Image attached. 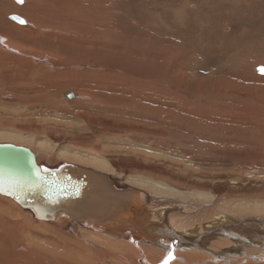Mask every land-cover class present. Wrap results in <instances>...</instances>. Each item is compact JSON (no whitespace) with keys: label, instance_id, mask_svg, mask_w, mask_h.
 Wrapping results in <instances>:
<instances>
[{"label":"rangeland","instance_id":"374dc122","mask_svg":"<svg viewBox=\"0 0 264 264\" xmlns=\"http://www.w3.org/2000/svg\"><path fill=\"white\" fill-rule=\"evenodd\" d=\"M181 1L170 8L169 0H112L117 14L110 33L83 30L89 35L79 37L77 49H67V53L78 51L75 56L85 63L121 68L112 74L86 65L93 67L90 75L72 73L59 82L60 72L55 73L59 68L43 74L40 62L33 61L35 55L22 53L16 59L18 52L5 50L7 56L0 54V79L12 80L7 84L0 80V143L29 147L50 167L71 160L94 168L105 166L116 177L125 176L155 191L161 180H167L196 202L201 196L195 191L207 193L203 199L218 193L213 211L234 214L244 206H257L260 212L238 216L264 218V74L255 69L263 64L254 66L264 61V0H198L209 2V11H199L193 0L183 7ZM72 2L57 3L70 11ZM37 3L36 17L52 21L65 17L56 2ZM177 5L184 9L179 15L173 10ZM9 6L10 0H0V32L17 37L8 30L13 23L7 18L13 12ZM30 12L34 13L24 11ZM226 24L234 33L225 34ZM62 34L57 30L48 41L72 47L75 42L61 38ZM88 87L97 95L78 93L81 89L89 93ZM69 91L76 94L73 100L64 97ZM191 100L199 107H188ZM156 192L160 203L167 193ZM1 197L0 264H46L61 251L79 259L78 246L65 237L52 239L18 203ZM251 240L229 256L232 262L264 264V236L255 233Z\"/></svg>","mask_w":264,"mask_h":264},{"label":"bare ground","instance_id":"6f19581e","mask_svg":"<svg viewBox=\"0 0 264 264\" xmlns=\"http://www.w3.org/2000/svg\"><path fill=\"white\" fill-rule=\"evenodd\" d=\"M74 1L75 2L71 3L70 6L71 8L69 11L67 9L68 7L66 8L64 4L60 3L58 5L57 2H60V0H49V2H56L57 3L56 5H58V8L56 9H59L60 12L65 15V17L60 16L62 17V19L60 20L59 17L57 18L56 16L57 20L54 19L52 21V19L48 20L46 18L44 20L43 15L42 18H38L35 16V11H37L38 9L37 2H44V0H23V2H21V0H10L9 11L10 12L13 11V12L11 14L9 13L7 18L13 23L10 24L11 27H8V30L16 34L17 37H12L7 33L0 32V35H2L0 36V42H1V37L5 40L4 42L0 43L1 56L2 55L7 56L5 50L6 51L14 50L15 52H18L19 54L15 56L16 59H20L21 57L20 54L22 53L33 54L35 55L33 61L40 62L39 63V65H41L40 69L46 71L43 74H52L51 70L49 69H54V68L60 69L59 71L55 72V73L60 72V77L58 78L59 82L61 81V79L65 78L66 75L70 76L72 73L76 76H79L80 73L81 75H83L84 73H86L85 75H87L89 71L91 73L90 69H93V67L87 68L86 65L95 67L98 66L99 63L93 64L92 63L93 61H89L88 63H85L87 60L75 56L78 51L67 53V49L69 48L77 49L75 45L79 41V37L82 36L85 37L89 35L87 32H84L83 30L85 31L88 30L91 32L94 31L95 29H99L98 30L99 34L108 33V32L110 33V30L113 27H115L114 14L117 13H114L115 8L112 6L114 4L112 0H80V1L74 0ZM154 1L156 2L157 0ZM86 2H94V3H92L91 5H87ZM139 2H143V1H139ZM173 2H176V0L174 1L169 0L168 3L170 8ZM181 2L183 4V7H187L190 5L191 0H183ZM208 3L209 2H204V1L200 2L198 0H196L195 2L194 0L192 1V5L194 7L196 6V8L199 11L201 10L209 11L210 6L208 5ZM32 5L35 6L32 8ZM56 5L53 6L57 7ZM29 9L31 11H34V13L30 12V14L25 15L24 11H28ZM45 9L47 10V8ZM50 9L51 10H48V12H51V14H53V12H55L54 9L53 8ZM103 9H105L106 16L101 14V10ZM173 10L177 15L181 14L184 11V9L180 5L175 6ZM44 14H47V12H44ZM10 15L12 16V18L10 17ZM18 17L23 19L25 23H21L18 20ZM80 17H83L87 21L82 23L80 21L81 20ZM224 28L228 31H225ZM24 29H27L25 30V33L23 31ZM222 29L227 35L234 33L233 27L228 24L224 25ZM57 30L59 32L62 31L63 34L60 35L61 38H64L70 42H75V43H71L72 47L64 46V44L62 46L59 43L54 42L53 40L48 41L50 38L52 39V37L55 35V32ZM30 47L37 48V51L33 53L29 49ZM204 49L205 52L206 50H209L208 46H205ZM89 53L91 54V52ZM257 62L258 64L261 63L264 65L263 60H258L255 63L253 62L254 66L258 65ZM35 63L36 62H34V64ZM8 64L10 65V63ZM237 64L242 65L241 60H238ZM98 67L102 69L101 70L102 72L104 73L106 72L108 74H112L118 70H121V68H118V66H111L105 63L102 66H98ZM11 69L13 70V68ZM111 70L112 72H109ZM39 71L40 70H38V72ZM129 72L130 75L135 73V72L132 73L131 71ZM262 73L264 74V72ZM43 74L40 76L42 77L45 76ZM88 75L90 74L88 73ZM138 77L150 79L147 76H142V75ZM256 77L257 75H255V78ZM1 79L4 82V84H7L12 80V78L4 79V77ZM70 80H72V78ZM53 81L56 82L57 84L56 80ZM103 81H105V79ZM67 82L65 83L62 82V83L66 85ZM88 82L91 81H87V83ZM11 89H15V88H11ZM87 89H89V87ZM1 92H5V91L3 90ZM71 92L73 93L71 97L66 96L68 92L64 93L65 94L64 97L69 100H73L76 94L74 91ZM78 93L86 97H89L88 95H97L95 90H90L89 93H87L81 89L80 92ZM188 107L198 108L199 106L196 105L193 100H191ZM5 136L7 137V134H5ZM9 144H13V143H9ZM16 146H21V145H16ZM22 147L28 148L33 153H35L29 147L26 146H22ZM35 155H36V161L40 165H44V163H41L38 160L36 153ZM75 161L77 162V160ZM75 161L72 162L71 160V162L68 161L63 164H72L75 166L87 167L94 169L95 171L98 172H103L105 174L112 175L115 178L122 180L124 184L133 187L137 190H140L142 192L138 194L137 191L136 193L134 192L131 195L126 196L127 193L115 191L117 193L115 196L116 198L114 200V203L104 207V209L102 210L103 212H106L105 213L106 215L111 216L113 218H111V220L108 223H100L98 226H95L98 227L96 229L87 226H82L75 221H68L66 220L68 219L66 215L63 214L52 220L37 219L30 210L18 206L19 209L25 212L27 216H29V218H32L34 222L42 224L40 225L39 229L44 231L45 234H48L49 236L53 237L52 239H58V237L56 236L65 237L69 242H72L75 246H78L79 248V252H78L79 259L68 256L64 254L63 251H61L59 255H53L52 256L53 260L48 261L46 264H74L75 260H77L75 262L76 264H162V261L168 256L169 252H172L174 254V259H175L171 261V264H237L239 260L232 262L233 257H229V256L230 255L235 256L237 252H240V250L244 247V245H249L252 242L251 237L255 235V233L264 236V218H260L258 216V220H255L257 218L252 216L251 217L246 216V218L243 217V219L241 216H238V213H240V215L241 214L253 215L257 212H260L257 206H252V207L244 206L245 209H241V210L238 209L234 211L236 214L235 213L232 214L227 211H221V212L213 211V209H211L212 206L215 203L219 202L218 198L220 197V195L218 193L211 195L212 197H209L207 199L204 197L203 199L201 197L207 196L206 195L207 193L205 194L195 191L193 193L194 195L201 196L199 197L200 198L199 202H196L193 200L194 198H191L193 195H189V193L182 191L180 187L175 186L173 182L171 183L170 181L167 180L166 181L161 180V184L159 182V185L156 188V191H158V193H162V192L167 193L165 195H162L165 196L166 198L164 200L163 199L160 200L159 203V200H157L159 199V197L158 198L155 197L158 196V194L154 189L139 185L137 183H131L130 181L132 180L129 179L130 180L129 181L125 179V176L123 178L122 175H117L118 177H116L115 172L110 171L111 170L110 168H107L109 169L107 170L105 166L104 168L103 167L94 168L92 166L89 167L84 165L85 163L84 164L82 163L83 164L82 165L81 163L79 162L76 163ZM63 164H59V165H63ZM59 165L54 167H58ZM75 186L83 187L82 190H84L86 187L84 182L83 183L80 182ZM141 188H144V190H142ZM74 190H76V188ZM1 198H8L13 202L17 203L13 198L5 195H2ZM153 199L158 201V204H160V206L158 207V204L155 202L158 208L155 206ZM175 199H179V201H175ZM205 202L209 204H204ZM249 202L250 201H248L247 204H249ZM245 220L246 221L249 220V221L246 222ZM257 226H261V227L258 228L256 231L255 227ZM243 235H246V237ZM61 243L63 242L61 241ZM98 247L100 249H97ZM226 258L228 259L224 261ZM240 260L242 261V259ZM248 262L250 261L248 260Z\"/></svg>","mask_w":264,"mask_h":264},{"label":"water","instance_id":"95a60500","mask_svg":"<svg viewBox=\"0 0 264 264\" xmlns=\"http://www.w3.org/2000/svg\"><path fill=\"white\" fill-rule=\"evenodd\" d=\"M256 70L262 73L264 67L259 65ZM72 95L68 92L66 96ZM80 182L85 183L84 190L75 186ZM115 191L127 193L126 196L142 192L91 168L40 165L28 148L0 143V194L13 198L37 219L52 220L63 214L68 221L96 229L113 218L102 210L114 203Z\"/></svg>","mask_w":264,"mask_h":264},{"label":"snow or ice","instance_id":"6c2138e0","mask_svg":"<svg viewBox=\"0 0 264 264\" xmlns=\"http://www.w3.org/2000/svg\"><path fill=\"white\" fill-rule=\"evenodd\" d=\"M23 2V0H21ZM21 23H25V21L21 20ZM174 259V254L169 252L168 256L162 261V264H171V261Z\"/></svg>","mask_w":264,"mask_h":264}]
</instances>
